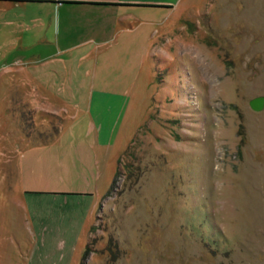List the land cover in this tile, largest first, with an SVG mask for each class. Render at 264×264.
<instances>
[{
    "label": "rangeland",
    "instance_id": "374dc122",
    "mask_svg": "<svg viewBox=\"0 0 264 264\" xmlns=\"http://www.w3.org/2000/svg\"><path fill=\"white\" fill-rule=\"evenodd\" d=\"M172 3L132 7L135 26L110 46L91 56L78 46L65 65L43 64L40 77L69 105L42 112L36 127L32 112L16 103L7 112L0 101L4 137L34 132L36 141L50 123L58 128V142L11 144L52 146L55 161L66 160L52 186L82 182L97 130L115 138L105 153L117 157L115 184L83 231L78 205L42 195L43 213L56 200L57 231L34 248L10 190L0 204V264H79L86 246L85 264H264V106L249 105L264 95V0ZM48 6L0 0V60L18 55L22 34L54 32ZM28 84L38 104L49 103Z\"/></svg>",
    "mask_w": 264,
    "mask_h": 264
},
{
    "label": "crops",
    "instance_id": "0c3cea01",
    "mask_svg": "<svg viewBox=\"0 0 264 264\" xmlns=\"http://www.w3.org/2000/svg\"><path fill=\"white\" fill-rule=\"evenodd\" d=\"M23 3H47L56 17V24L51 34L42 30L29 41L26 40L27 36L22 34L17 45L18 55L2 56L0 101L4 102L3 108L7 112L12 108L13 103L22 106L20 112L25 110L32 112L30 120L27 121L32 122L30 125L33 124L35 127L43 123L40 115L42 112L52 114L60 108L64 111L67 104L69 105L64 96L50 89L47 81L40 77L43 64L49 63L48 65L52 67L57 60L66 64L70 59L71 49L78 46H88L87 51L90 56L99 52L101 47L110 46L111 42L116 41L114 38L119 33L131 32L135 26L133 23L136 22V12L132 11V7L170 9L173 6L172 0H23ZM38 71L39 73H36ZM32 81L37 82L44 99L49 100V103L43 98L39 100L40 104L37 103L34 98L36 95L34 88L28 87V83ZM112 93L115 92L112 91ZM90 103L91 97L89 105ZM0 118L3 119V115L0 114ZM49 129L50 134H47L45 139L36 141H32L35 137L32 134L36 135L34 132L21 134L22 138L4 137L0 133V204L5 202V198L9 197L12 190L14 204L23 211V220L26 224L24 226L29 234L28 237L32 240L33 248L35 243L43 237V233L48 234L46 238H52L54 236L52 233L57 231L56 215L58 214L57 210L52 208L57 206L56 200L48 201L50 209L43 213L42 195L54 198L63 196L69 198V201L64 202H69L70 206L78 205L79 213L75 217L80 224L79 230L83 231L89 224L95 207L109 188L111 176L114 174L113 170L111 171L112 160L117 159L112 154L108 160L105 153V149H110L109 146L115 138H105L102 134L99 135L97 130L94 140L90 142L91 145L94 143L95 150L92 160L87 163L89 169L80 175L82 182L73 185L67 183L66 178L60 177L62 184L52 186L51 184H54L52 179L56 180L55 176H60L57 172L53 173V169L58 170L59 165H65L66 160L60 157L61 159L55 161L51 152L52 146L41 153L29 148V146L36 147L58 142V129L52 130L51 123ZM16 140L30 145L27 146L28 148L24 145L23 152H18L11 145ZM6 143L9 145H3ZM64 153L69 154L65 151ZM105 161L108 165L107 171L104 169ZM42 184L45 186L43 187ZM82 206L84 210L81 213ZM71 215H73L72 212Z\"/></svg>",
    "mask_w": 264,
    "mask_h": 264
},
{
    "label": "water",
    "instance_id": "95a60500",
    "mask_svg": "<svg viewBox=\"0 0 264 264\" xmlns=\"http://www.w3.org/2000/svg\"><path fill=\"white\" fill-rule=\"evenodd\" d=\"M249 105L255 109L260 110L264 106V95H256L249 99Z\"/></svg>",
    "mask_w": 264,
    "mask_h": 264
},
{
    "label": "trees",
    "instance_id": "16d2710c",
    "mask_svg": "<svg viewBox=\"0 0 264 264\" xmlns=\"http://www.w3.org/2000/svg\"><path fill=\"white\" fill-rule=\"evenodd\" d=\"M57 129H58V128H57ZM116 176H117V173H115V175L113 176L112 181H111V183H110V186H109V188H108V190H107V193H109V191L113 188V186H114V184H115V181H116ZM88 252H89V249H88V247L86 246V247L84 248V250L82 251V254H81V258H80V262H79V264H85V262H86V258H87V256H88Z\"/></svg>",
    "mask_w": 264,
    "mask_h": 264
}]
</instances>
